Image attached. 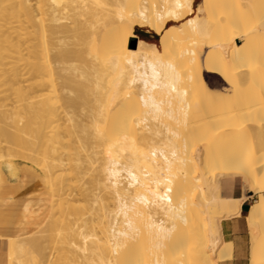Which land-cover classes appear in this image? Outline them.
Returning <instances> with one entry per match:
<instances>
[{
    "label": "bare ground",
    "instance_id": "1",
    "mask_svg": "<svg viewBox=\"0 0 264 264\" xmlns=\"http://www.w3.org/2000/svg\"><path fill=\"white\" fill-rule=\"evenodd\" d=\"M11 1L23 17H9L12 23H28L20 29L29 33L30 62L22 49L27 64L16 57L23 38L18 46L11 37L5 41L12 55L17 51V64L23 62L19 68L31 63L24 89L36 99L30 114L43 127L44 134H35L44 142L29 141L27 126L29 140L18 135L23 128L17 134L0 126V170L15 176L29 166L37 182H49L54 191L42 194L37 185L21 200L37 226L43 223L47 244L32 230L35 238L28 231L26 242L10 238L18 247L25 242L19 249L46 245V264H61L64 249L83 264H218L232 256L233 245L222 239L218 216L237 214L242 204L222 192L220 177L227 176L228 185L241 180L259 194L248 216L250 263L264 264V1L246 4L245 27L240 6L224 0L197 6L194 0ZM0 8L6 20L8 8ZM136 25L159 34V42L138 37L133 45ZM20 31L19 38L27 33ZM181 41L195 48L176 51ZM20 70H1L0 76L9 83ZM206 73L219 76L224 89L211 87ZM15 99L19 110L24 100ZM6 106L1 100L0 111ZM199 109L207 114L193 119ZM28 236L40 240L33 244ZM64 240L68 246L57 248ZM12 249L18 263L9 252V264H29L32 252L21 258L24 253ZM147 253L151 263L144 262Z\"/></svg>",
    "mask_w": 264,
    "mask_h": 264
},
{
    "label": "rangeland",
    "instance_id": "2",
    "mask_svg": "<svg viewBox=\"0 0 264 264\" xmlns=\"http://www.w3.org/2000/svg\"><path fill=\"white\" fill-rule=\"evenodd\" d=\"M226 3H228V5H230V7L231 8H235V7H239L240 6V9H241V13H243V17H242V27H245V26H247V22H246V18L244 17L245 16V13H246V4H248V3H250V0H224ZM264 1V0H263ZM2 2L3 1H0V6L1 5H6L7 6V8H8V11H9V14H8V17L6 18V20H4V19H2L3 17L1 16L2 15V13H0L1 15V17H0V19H2L0 22V50H1V52H0V54H1V56H0V71L2 70V71H4V70H7L6 72H9V71H13V68L15 69V68H17L18 70L19 69H21L20 70V72H22V75H21V77H18L17 79H15V80H13V78L10 80L11 82H13L14 84H12L10 81H9V83H8V81H5V83H4V80H2L3 78H2V76H0V102H1V100H2V102H4V103H6L7 104V106H6V110L5 111H7V114H6V112L5 111H3V112H5L4 113V116H5V114H6V117H9V118H6V117H4L3 116V112L2 111H0V115L2 114V116H0V121L2 122H0V126H1V128L3 129V126H4V128L7 130L8 129V131H11V132H13V131H15V133H17L18 134V132H19V130H20V132H21V129L23 130L22 131V133H19L18 135L21 137L22 135V137L23 138H25V140H29V138H26L27 136H29L30 137V139L31 140H29V141H33L34 143V145H36V142L38 141V139H36V136H37V134L39 133V134H44V131H42L43 130V127H41V125H40V122L39 121H37L38 120V118H37V116H36V113L33 115V114H30V113H32V112H34L33 111V109H31L30 107H29V105L30 104H32L33 102H35V98L33 97V95H32V93L30 92V91H27L26 92V90H27V88H29L28 86H29V82H25V81H27V79H28V81H31L30 79H31V76L29 77V75H28V73L29 72H27L28 71V69L27 68H29V70H30V65H31V63L29 64V62H30V59H32V56L30 55V53L28 52L29 50H30V48H29V46L27 45V44H25V42L27 41L26 39H28L27 38V36L29 35V33H28V30H27V28L24 30V29H20V28H25V27H21V26H23L24 24L25 25H27V27H28V23H26V22H24V24L22 23V25H20L21 24V22H20V27L18 28V24H17V22H16V18L18 17H20L19 19H21V18H23L22 16H17L18 15V13H17V11L15 12V9H13V8H10L11 6H9L10 4H12V1H11V3H10V0L9 1H4L3 3L4 4H2ZM200 2V0H198V3ZM197 3V4H198ZM202 3H203V0H202ZM14 4V3H13ZM196 4V5H197ZM9 6V7H8ZM13 7V6H12ZM17 8V6H14V8ZM0 10H1V8H0ZM14 11V12H13ZM16 14V15H15ZM12 16H15V17H12ZM9 17H11L12 19L13 18H15L14 20L15 21H13V22H16V23H12V19H10ZM17 18V19H18ZM10 19V20H9ZM8 21H9V23H8ZM19 22V21H18ZM14 25L15 24V26H17V27H15V26H13L12 24ZM174 23H178V22H174ZM11 26H12V29H11ZM136 26H138V25H136ZM136 26H135V28H134V34L131 36V38H130V40H131V43L133 44V40H135V39H138V36H137V34H136ZM14 27L15 28H18L17 30H21V31H27V33L25 32L24 34H22V36L23 37H20L19 38V35L18 34H20L19 33V31H18V33L16 32V29H14ZM140 28H142L141 26H140ZM146 28V27H145ZM4 29V30H3ZM7 29V30H6ZM9 29H11V30H9ZM28 29H29V27H28ZM9 32L8 33V35H9V37H8V35L6 36V38H5V34H7V33H5V32ZM15 31V32H14ZM20 31V32H21ZM4 32V33H3ZM14 32V33H13ZM1 33H3V34H1ZM14 34H15V36H17L18 35V37H14ZM25 34H26V38H25ZM2 35H3V37H2ZM11 37V38H10ZM8 38H10V39H12L13 41L15 40V45H17V44H19V41H21V38H23V42L21 43L22 45H24V47L26 48L27 47V51H26V49H24V47L20 44V48H17L16 47V50L18 51V55H16V57H21V58H23V62H26V64H27V61H24V59H26L27 57H30V58H28V59H26V60H28L29 62H28V65L26 66V64L24 65V67H23V69L22 68H19L20 66L22 67V64H23V62L21 61L20 63H22L20 66L18 65L19 63V60H21L20 58H19V60H18V62L16 61V58H15V53L17 52V51H15L14 52V55H12V51L14 50V49H12V48H10V43L8 42V41H5V39H8ZM14 38V39H13ZM9 39V40H10ZM18 39V40H17ZM24 39H25V42H24ZM16 41H18V43L16 42ZM238 41H241V39L239 40L238 39ZM10 42H12L11 40H10ZM181 42H183V41H181ZM26 43H28L29 44V40H28V42H26ZM179 44H180V42H179ZM1 45H4V46H6V47H4L3 48V46L1 47ZM14 45V44H13ZM13 45H12V47H13ZM18 46V45H17ZM181 46L182 47H179L176 51H182V49H183V47L185 48V47H187V46H192V47H194L195 48V45H194V43H188V41H184L183 42V45L181 44ZM22 47V48H21ZM29 48V49H28ZM4 49V50H3ZM7 49V50H6ZM19 49L21 50L22 49V51H23V53L26 55V58H25V56H23L24 54H21V51H19ZM197 49V48H196ZM6 50V51H5ZM25 50V51H24ZM3 52V53H2ZM26 52H27V54H26ZM9 53H11V56L13 57V58H9ZM176 53V52H175ZM17 54V53H16ZM20 55V56H19ZM23 57H22V56ZM3 56V58H1ZM10 56V57H11ZM6 57H8V59L6 58ZM168 56H163L162 58L163 59H166ZM203 57H204V52L202 53V59H203ZM7 61L8 60V63L5 61V60ZM12 60V62H10ZM175 62L177 61H179V60H174ZM5 62V63H4ZM180 62V61H179ZM178 62V63H179ZM11 63V64H10ZM18 63V64H17ZM177 63V64H178ZM7 64H10L9 65V67H10V69L11 70H9L8 68V65ZM5 65H7V67L5 66ZM29 66V67H28ZM2 67V68H1ZM4 67V68H3ZM7 68V69H6ZM181 69V68H180ZM9 70V71H8ZM24 70L26 71V72H24ZM2 71L0 72V73H2ZM24 73V74H23ZM27 74V75H26ZM24 75V76H23ZM181 76H182V73L180 74ZM26 76H27V79H25L26 78ZM205 77H206V79L208 80V82L210 83V85H211V87H213L214 89H216V90H221V89H224L223 87H225V83L223 82V80H221V78L219 77V76H217V75H214V74H209V73H206V75H205ZM245 75H242V78L243 79H245ZM19 78H21V82H20V79ZM25 80H24V79ZM181 78H184L185 79V77H184V75L181 77ZM184 79H182L183 81H184ZM24 80V81H23ZM181 80V79H180ZM181 80V83L180 84H182L183 83V81ZM19 81V82H18ZM18 83V84H23L24 82L26 83V85L25 84H23L22 86H21V90H23V92L22 93H20L21 92V90H20V86H18L17 84H15V83ZM180 82V81H179ZM4 84H5V86H6V88L4 87ZM8 84V85H7ZM13 85V86H12ZM14 86H16V88L14 87ZM26 86V87H25ZM1 87H4V89L3 88H1ZM12 87H14V88H12ZM24 87L26 88V90L24 89ZM18 88H19V90H20V92H19V90H18ZM6 89V90H5ZM11 90H13V91H11ZM29 90V89H28ZM8 91V92H7ZM11 91V92H10ZM13 92H18V93H16V95L18 96V97H16L15 95H13V94H15V93H13ZM28 92H30V95L28 94ZM5 93V94H4ZM10 94V95H8V94ZM13 93V94H12ZM19 93H20V95H19ZM26 93L28 94V95H26ZM23 94V95H22ZM25 94V95H24ZM4 95V96H3ZM6 96H7V98H6ZM30 96V97H29ZM33 98H32V97ZM13 98V100H12V98ZM20 97V99H19V101L20 100H24V103L23 104H19L18 106H19V110L18 109H16V108H18V107H16L15 106V98H19ZM24 97V98H23ZM26 98V99H25ZM15 99V100H14ZM29 99V102L27 101ZM33 101V102H32ZM21 102V101H20ZM23 102V101H22ZM25 102H26V105H25V107H24V104H25ZM13 103V104H12ZM17 103H19V102H17ZM28 103V104H27ZM20 105H21V107H20ZM28 105V109H26V106ZM15 107V109H14V107ZM26 109V111H25V109ZM23 109V110H22ZM30 109V110H29ZM22 113H21V112ZM27 111H29L28 112V115H27ZM30 111H32V112H30ZM199 112H197L198 113V115H196L197 113L194 111V112H192L191 114L192 115H196V116H194L193 117V119H199V115H201V116H203V115H206L207 113H205V112H203V111H201V109H199L198 110ZM24 112V113H23ZM17 114V115H16ZM19 114H20V116H19ZM190 114V115H191ZM203 114V115H202ZM27 115V116H26ZM30 115H32V116H30ZM29 116V117H28ZM33 116H35V117H33ZM199 116V117H198ZM19 117V118H18ZM23 117V119H21L20 120V118H22ZM4 118H5V120H6V122H5V120H4ZM28 118V119H27ZM31 118H32V120H31ZM34 119L36 120V122H34V124H32L33 122L32 121H34ZM4 120V121H3ZM8 120V121H7ZM9 120H11V122H12V124L10 123V121ZM23 120L25 121L24 123H23ZM17 121V122H16ZM20 121H21V123H20ZM4 122V123H3ZM7 122H8V124H7ZM31 122V123H30ZM37 122H38V124L39 125H37V131H35V123L37 124ZM27 123L29 124V126L27 125ZM10 124L13 126H11L12 128L10 129L9 127H10ZM14 124V125H13ZM17 124H19V125H17ZM30 124H31V126H30ZM8 125V126H7ZM5 126H7V127H5ZM19 126V128H17ZM22 126V127H21ZM27 126V129H26V132H29L27 135H26V137H24L25 136V133L23 134V132L25 131V127ZM32 128H35V129H33V133L34 134H32L31 132H32ZM40 128H42V129H40ZM30 129V130H29ZM39 129L41 130V131H39ZM18 131V132H17ZM14 133V132H13ZM35 133H37V134H35ZM17 134L15 135V136H17ZM21 134V135H20ZM35 135V136H34ZM18 136V137H19ZM0 137L2 138L3 137V135L2 134H0ZM35 137V138H34ZM0 138V139H1ZM34 138V139H33ZM43 140V139H42ZM28 141V142H29ZM44 141H41V140H39L37 143H39V145L40 146H42V144L41 143H43ZM10 145H11V143H9ZM224 177H226V176H221L220 177V179H222V178H224ZM46 185H47V188H48V191H50V192H52V194H53V189H52V187H51V185H50V183L49 182H47L46 183ZM240 186H242L243 187V184L240 182V184H237V185H235L234 186V188H236V187H238L239 189H240ZM233 190V188L231 189V188H229V187H226V188H224V192L227 194L228 192H231ZM29 195L31 196V192L29 193ZM28 195V196H29ZM23 207L21 206V209H22ZM22 211V214H21V218H20V221L18 222V231H20L19 233L21 234H17V236L15 235L14 237H16L15 239H19L20 238V240H21V238H24V237H22L23 235L24 236H27L28 234L29 235H33V233H34V231H32V230H40L39 231V233L36 231V233L38 234L37 236H39L40 237V239L42 240H40L39 238H37V239H39L40 240V242H41V244L42 245H44V244H47L46 243V237H44L45 235L43 234L42 235V232H43V223H42V221H41V223H42V225H41V223H40V225L41 226H37V225H39V223L37 224L36 222H34L33 224H26L27 222H28V220H27V218H30V221H36V220H34V219H36V217H31V215L28 213L27 214V211H25L24 209H22L21 210ZM24 211V212H23ZM25 214H27V216L25 215ZM29 215V216H28ZM23 216H25V218H22ZM218 217H220V219L222 218V216H218ZM24 219H26V220H24ZM27 221V222H26ZM38 221H40V220H38ZM30 223V222H29ZM30 225H34L33 227L32 226H30ZM26 226H28V228H26ZM31 227V228H30ZM33 228V229H32ZM36 228V229H35ZM38 228V229H37ZM30 229H31V231H30ZM28 231H29V233H28ZM41 232V233H40ZM217 232V229L214 231V233H216ZM24 233H26V234H24ZM28 233V234H27ZM36 233H34V234H36ZM40 234V235H39ZM20 237H19V236ZM14 237H10V238H13V240H14ZM17 237H19V238H17ZM31 237H34L35 238V236L33 235V236H31ZM44 237V238H43ZM217 237V236H216ZM9 238V242H11L10 244L12 245L13 243H14V245H16V243L12 240V239H10ZM28 238H30V236H28ZM25 239V242H26V240H27V237H25L24 238ZM30 239H32V241H33V238H30ZM37 239H35L34 241H36ZM13 241V242H12ZM24 241V240H23ZM31 240H30V242H32ZM34 241H33V244H34ZM43 241H44V243H43ZM18 242V241H17ZM20 242H22V240L20 241ZM24 242V243H25ZM27 242H29V241H27ZM30 242L27 244V246H29V248H30V245L32 244H30ZM37 242V241H36ZM24 243H20L21 244V246L19 245V247L17 246V248L15 249V247H12L11 245H10V248H9V250H11L12 248H14L15 249V251H18L19 252V254L21 253L22 254V252L24 253V255H26V256H24V255H22V257L21 258H26V257H28L27 256V253L25 252V251H27V249L25 250V251H22L21 249L23 248V246H22V244L23 245H25ZM39 243V242H38ZM37 243V244H38ZM59 245L57 246V248L58 247H60V249H64V248H66L67 246H68V241L67 240H64V241H59V243H58ZM32 246H34V245H31V247ZM36 246V245H35ZM35 246L34 247H32V248H35ZM39 246H41V245H39ZM39 246H37V248L36 249H32V250H30V249H28V254H31V252H32V254H34V255H32L31 254V260L34 262H31V260H30V257L29 258H26L27 259V261H28V263L29 264H42V262H43V264H46V259H47V252H44V250L43 249H46L47 248V246L45 247V246H42L41 247V250H43V251H39ZM25 247L26 246H24V249H25ZM43 247H45V248H43ZM19 248H21V249H19ZM43 248V249H42ZM13 250V249H12ZM19 250H21V251H19ZM30 250V251H29ZM35 250V251H34ZM36 250H38L39 251V254L41 253L42 254V252L43 253H45V254H42L43 256H41L42 258H40L39 257V255H38V251H36ZM47 250V249H46ZM168 250L169 249H166V251H167V253H168ZM14 251V250H13ZM10 252V251H9ZM17 252V253H18ZM35 252H37V253H35ZM11 253V255H12V258H14V260H16V258H15V252H10ZM58 253V255H60V254H62V260H61V264H73V262H71V261H74V263H76V264H81L82 263V261H84L83 259H81L79 256H78V254H75V253H70V252H67V250L66 249H64L62 252H60V254H59V252H57ZM11 255H9L10 256V258H11ZM36 255H37V257H36ZM17 256V255H16ZM19 256V255H18ZM21 256V255H20ZM19 256V257H20ZM74 256V257H73ZM76 256V257H75ZM147 257V258H146ZM145 258L146 259H144V262H149V263H151L152 262V260H153V254L151 253V254H148L147 253V256H146ZM11 258V259H12ZM18 258V257H17ZM20 258V259H21ZM11 259H9L10 261H11ZM19 259V258H18ZM40 259V260H42V259H44V260H42V261H39V263H38V260ZM67 259V260H66ZM71 259V261L70 262H68L69 260ZM75 259V260H74ZM79 259H80V261H81V263H80V261H79ZM14 260H12V261H14ZM22 260V259H21ZM20 260V261H21ZM37 260V261H36ZM66 260V261H65ZM76 260L78 261V262H76ZM17 262H15V263H18V260H16ZM20 261H19V263H20ZM30 261V262H29ZM45 261V262H44ZM25 261H22V264H25L24 263ZM66 262V263H65ZM143 262V263H144ZM13 264H14V262H12ZM11 263V264H12ZM8 264H9V262H8ZM21 264V263H20ZM83 264V263H82ZM148 264V263H147ZM202 264H211L210 263V261L209 260H206V261H204Z\"/></svg>",
    "mask_w": 264,
    "mask_h": 264
},
{
    "label": "crops",
    "instance_id": "3",
    "mask_svg": "<svg viewBox=\"0 0 264 264\" xmlns=\"http://www.w3.org/2000/svg\"><path fill=\"white\" fill-rule=\"evenodd\" d=\"M197 3L198 0H194V6L201 5L202 1L200 0ZM148 29L147 27L140 28L138 31L139 35L137 34V36L140 37L141 35L146 41L156 42L155 35L157 33ZM23 175L25 184L20 186V178ZM226 177L221 179L222 192L226 186L231 189L233 188L227 194L233 198L242 199V204H240V212L221 218L222 239L224 241L226 240V242H232L233 245L232 256L225 260H219L218 264H251L253 239L252 232H250L251 225L248 216L252 205L258 200L259 194L251 190H246L242 186H240V189L238 187L234 188L235 185L240 184L241 180L240 182L233 183L231 186L228 185ZM37 185L42 194L49 193L45 182H37L36 172L29 166H21L15 176H11L8 172L0 170V264H8L9 238L19 233L18 222L21 218V200L27 198L29 193ZM223 193L226 194L225 192ZM29 222L33 224L35 221L29 220L28 224Z\"/></svg>",
    "mask_w": 264,
    "mask_h": 264
},
{
    "label": "trees",
    "instance_id": "4",
    "mask_svg": "<svg viewBox=\"0 0 264 264\" xmlns=\"http://www.w3.org/2000/svg\"><path fill=\"white\" fill-rule=\"evenodd\" d=\"M171 23L172 22H169V24H171ZM139 30H140V26H136V34H138V35H139V33H138ZM140 37L145 40V38L142 37L141 35H140ZM155 39H156V42H159V35L158 34L155 35Z\"/></svg>",
    "mask_w": 264,
    "mask_h": 264
},
{
    "label": "water",
    "instance_id": "5",
    "mask_svg": "<svg viewBox=\"0 0 264 264\" xmlns=\"http://www.w3.org/2000/svg\"><path fill=\"white\" fill-rule=\"evenodd\" d=\"M137 39L133 40V45L136 43Z\"/></svg>",
    "mask_w": 264,
    "mask_h": 264
}]
</instances>
